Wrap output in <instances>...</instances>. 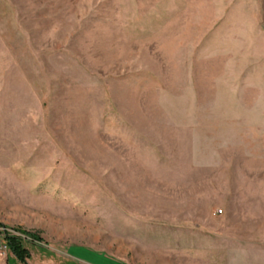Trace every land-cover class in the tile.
<instances>
[{"label": "rangeland", "instance_id": "rangeland-1", "mask_svg": "<svg viewBox=\"0 0 264 264\" xmlns=\"http://www.w3.org/2000/svg\"><path fill=\"white\" fill-rule=\"evenodd\" d=\"M0 264H264V0H0Z\"/></svg>", "mask_w": 264, "mask_h": 264}, {"label": "trees", "instance_id": "trees-1", "mask_svg": "<svg viewBox=\"0 0 264 264\" xmlns=\"http://www.w3.org/2000/svg\"><path fill=\"white\" fill-rule=\"evenodd\" d=\"M8 246L13 250V252L16 254V256L22 260L23 262H26L28 251L25 248H20L19 245L14 241L12 238L8 240Z\"/></svg>", "mask_w": 264, "mask_h": 264}, {"label": "built area", "instance_id": "built-area-1", "mask_svg": "<svg viewBox=\"0 0 264 264\" xmlns=\"http://www.w3.org/2000/svg\"><path fill=\"white\" fill-rule=\"evenodd\" d=\"M220 212H222V211H220Z\"/></svg>", "mask_w": 264, "mask_h": 264}]
</instances>
